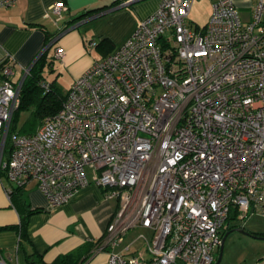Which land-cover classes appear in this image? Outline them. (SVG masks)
<instances>
[{
  "label": "built area",
  "instance_id": "built-area-1",
  "mask_svg": "<svg viewBox=\"0 0 264 264\" xmlns=\"http://www.w3.org/2000/svg\"><path fill=\"white\" fill-rule=\"evenodd\" d=\"M251 1L244 20L234 0H211L207 22L192 27L193 0H158L30 134L9 132L30 66L13 79L12 64L0 60L7 182L35 180L54 206L90 175L117 200L100 243L107 264H212L231 208L241 220L264 216V0ZM66 9L58 0L46 15ZM62 53L57 46L54 55ZM136 227L146 230L135 237L142 247L130 251L134 239L117 249ZM0 264L9 263L0 256Z\"/></svg>",
  "mask_w": 264,
  "mask_h": 264
},
{
  "label": "crops",
  "instance_id": "crops-1",
  "mask_svg": "<svg viewBox=\"0 0 264 264\" xmlns=\"http://www.w3.org/2000/svg\"><path fill=\"white\" fill-rule=\"evenodd\" d=\"M56 1L16 0L13 5L0 7V60L5 58L12 64L13 79H16L23 67L30 66L51 42L54 45L49 48L48 59L52 63L47 68L57 74L55 80L62 74L68 76L67 91L94 60L104 57L103 51L88 45L90 39L108 38L112 47L106 55L113 53L158 4V0H142L133 2L136 4L109 6L114 0H62L67 9L60 17L51 12L46 15L48 6ZM234 2L241 17L248 19L241 12L247 8L250 15V0ZM100 6L104 8L79 17L86 10ZM57 46L63 50L59 58L54 55ZM88 176V182L77 188L67 201L54 206L48 205L35 180L29 181L24 186V195L34 210L28 215L22 233L15 226L20 214L5 192L9 183L0 179V226L12 225L0 227V256L9 264H39L40 259L48 264L59 254L76 250L82 244H92V251L81 264H107L108 248H101L100 243L117 208V200L106 196L105 190ZM143 231L146 230L141 227L129 230L117 249H122ZM142 245L140 239H135L130 251ZM251 264H264V256Z\"/></svg>",
  "mask_w": 264,
  "mask_h": 264
},
{
  "label": "trees",
  "instance_id": "trees-1",
  "mask_svg": "<svg viewBox=\"0 0 264 264\" xmlns=\"http://www.w3.org/2000/svg\"><path fill=\"white\" fill-rule=\"evenodd\" d=\"M121 0H114L109 6L113 4L120 3ZM104 6L96 7L93 9L86 10L79 17L91 15L95 11H99L103 9ZM91 40V39H90ZM47 44V42H46ZM54 44H48L49 47L44 49L40 55L36 58V60L30 65L29 72L26 74L22 86L20 89V102L18 107L14 110L12 119L10 122L9 132H17L16 122L15 120L19 116V112L23 109H31V111L38 116V122L41 123L42 119L50 114H54L57 112L65 100L66 94L61 93L55 81H46L44 77V69L51 65L52 59H48V51L50 50ZM95 46L100 51H103V55L106 56V52L109 51L112 47V42L108 38H101L98 41H95ZM5 61H8L7 59ZM4 61V62H5ZM39 124L34 125L33 127H28L27 129L20 131L18 133L21 134H30L36 130ZM10 149L9 139H6L4 146V155L3 158L7 159L8 153ZM0 178L6 180V175L4 170H0ZM9 197L13 206L17 209L20 214V221L15 226L23 232V229L27 222V217L30 213L33 212L34 209H30L29 204L26 201L24 195V187L15 186L13 184H9ZM244 219V218H243ZM233 220H240L238 217L237 208L233 207L230 209L229 215L227 219L222 224L220 229L221 238L227 231H232L235 227L242 228L238 223ZM233 221V222H232ZM12 225H3L0 227L6 228L11 227ZM245 230V229H244ZM246 231V230H245ZM250 234H255L264 237V232H256V231H247ZM99 242V241H98ZM98 242H95L96 246ZM219 248V247H218ZM92 244H82L76 250L59 254L56 256L51 262L48 264H81L86 257L92 251ZM219 250V249H218ZM39 264H45L41 259L37 260ZM215 261L212 262L214 264Z\"/></svg>",
  "mask_w": 264,
  "mask_h": 264
},
{
  "label": "rangeland",
  "instance_id": "rangeland-1",
  "mask_svg": "<svg viewBox=\"0 0 264 264\" xmlns=\"http://www.w3.org/2000/svg\"><path fill=\"white\" fill-rule=\"evenodd\" d=\"M139 2H142V0ZM250 4H252L251 0ZM210 8L211 0H193L188 15V21L191 26L201 27L204 25V23L208 20L207 18L210 13ZM248 12L249 11L247 8H243L241 13L245 15V18H248L250 16ZM92 53L95 54L96 52L93 50ZM56 76L57 74L51 72L49 68L46 67L44 69V77L46 81H53ZM56 79L57 80L54 81L61 93L67 92L68 76L62 74L60 75V78ZM38 119V116L34 114L31 109H23L19 112V116L15 120V130L20 132L27 129L28 127H33L34 125L39 124ZM233 221L238 223L246 231H264V216L257 213L249 214L242 220L240 219ZM218 249L219 248H217L214 252V261L219 255ZM263 256L264 237L255 234L253 235L248 232L245 233L233 230L227 234L224 240L219 264H251L253 261L258 260Z\"/></svg>",
  "mask_w": 264,
  "mask_h": 264
},
{
  "label": "water",
  "instance_id": "water-1",
  "mask_svg": "<svg viewBox=\"0 0 264 264\" xmlns=\"http://www.w3.org/2000/svg\"><path fill=\"white\" fill-rule=\"evenodd\" d=\"M137 1H140V0H133V1L130 2V3L137 2ZM130 3H125V4H122V5H128V4H130ZM47 47H49V46L46 45V46L44 47V49H46ZM232 230H236V231H240V232H245V233H247V231H245L243 228H240V227H235V228H233ZM229 232H231V231H227V232L223 235V237L221 238V242H220V245H219V246H220V247H219V255H218V257L216 258L214 264H219V262H220L221 255H222L223 243H224V240H225V238H226V236H227V234H228Z\"/></svg>",
  "mask_w": 264,
  "mask_h": 264
},
{
  "label": "bare ground",
  "instance_id": "bare-ground-1",
  "mask_svg": "<svg viewBox=\"0 0 264 264\" xmlns=\"http://www.w3.org/2000/svg\"><path fill=\"white\" fill-rule=\"evenodd\" d=\"M1 179V178H0Z\"/></svg>",
  "mask_w": 264,
  "mask_h": 264
}]
</instances>
